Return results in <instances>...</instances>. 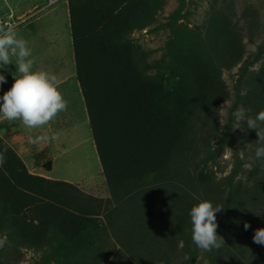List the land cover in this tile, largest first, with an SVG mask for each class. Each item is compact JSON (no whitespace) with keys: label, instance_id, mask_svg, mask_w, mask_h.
I'll return each mask as SVG.
<instances>
[{"label":"trees","instance_id":"1","mask_svg":"<svg viewBox=\"0 0 264 264\" xmlns=\"http://www.w3.org/2000/svg\"><path fill=\"white\" fill-rule=\"evenodd\" d=\"M68 2L77 75L112 197L117 202L130 203L153 189L172 188L167 171L175 155L189 144L196 115L214 109L229 96L222 71L237 66L245 57L240 30L216 0L213 9L217 22L211 36L178 49L179 57L174 63L179 68L178 80L173 89L177 96L168 94L166 110L158 101V95L164 99L166 95H156L153 78L134 62L128 43L122 40L125 27L143 18L145 8L152 10L154 0ZM214 40L220 55L215 61L208 47ZM40 158L46 159L45 154L40 153ZM0 159V230L16 244L35 250L50 248L60 254L72 245L97 242L84 239L85 234H98L103 227L100 213L92 204H96V198L90 197L91 202L85 203L81 193L79 197L73 194L79 192L75 184L31 173L1 136ZM41 165L52 170L49 159ZM255 172L252 185L239 182L230 193L234 208L229 209V214H216L217 234L225 244L210 251L211 264H264V246L252 239L256 229L264 228V169L258 166ZM177 189L166 202L165 217L177 231L185 233L197 199L188 189ZM142 209L141 206L136 225L130 224L131 235L117 234V239L140 264H149L152 249L178 251L180 239L172 232L161 238L156 225H148L149 217ZM236 212L240 218L235 221ZM244 222L251 225L247 231ZM137 230L140 235L135 240L133 232ZM134 241L139 242L136 250L132 249ZM50 258L47 255L36 264H46ZM0 264L5 263L0 260Z\"/></svg>","mask_w":264,"mask_h":264},{"label":"rangeland","instance_id":"2","mask_svg":"<svg viewBox=\"0 0 264 264\" xmlns=\"http://www.w3.org/2000/svg\"><path fill=\"white\" fill-rule=\"evenodd\" d=\"M64 1L45 8L46 0L28 19L49 13ZM215 6L216 0H154L152 10L145 8L144 17L131 22L122 33V40L128 43L134 62L146 75L153 78L156 95L157 92L166 95L165 99L158 95L159 105L164 103L166 110L169 109L166 102L168 94L177 96L173 89L178 80L179 68L174 65L176 57H179L178 49L199 44L211 36L217 22L213 9ZM218 6L240 30L246 54L240 64L222 71L229 96L222 99L214 109L196 115L188 135L189 144L175 155L167 171L174 188L153 189L130 203L115 201L104 176L97 149H93L91 141H80L85 132L83 120L80 119V124L74 131L70 128L71 132L58 136L57 146L65 148V151L56 159L52 139L36 145L28 142L27 134H20V140L6 141L4 138L21 156L31 173L34 167L49 159L54 164V171L50 174L46 172L48 175L55 180L75 184L79 192L75 191L73 194L79 197L78 193H81L80 197L85 203L91 202L88 201L90 197L96 198V204H92L94 210L100 213L103 227L98 234L89 232L84 236V239L90 238L97 242L72 245L60 254L54 253L50 248L35 250L18 245L0 230V238L7 237L5 246L0 249L2 262L36 264L50 255L52 258L46 264H140L129 250L121 247L117 234L124 237L131 235L130 224L136 225L137 214H140L142 206L144 214L149 217L148 225L154 223L161 238L168 237L172 232L180 239L178 251L152 249L154 255L148 257L153 258L149 264H211L210 251H202L193 243L191 224L187 232L182 233L166 219V202L175 190L178 191L177 188H185L197 199L195 205L201 200H208L214 207H223L218 214H229V209L234 208L229 198L230 193L239 182L252 185L255 182V168L260 166L255 158L258 140L256 130H246V122L236 121L233 113L237 109H243L247 116L255 117L264 110V98L260 99L264 97V77L260 78L264 74V0H218ZM22 19L24 18L12 17L10 25L18 26ZM208 47L215 61L220 57L216 40L208 44ZM78 116L81 117V113ZM61 122L64 123L54 121L46 131L34 132L32 135L47 134L51 138ZM40 153H44L46 159H41ZM233 216L235 221L240 218L238 212ZM139 231L133 232L136 233L135 240L140 235ZM145 232L149 234L150 231ZM185 238L188 240L186 247ZM134 244L132 249L136 250L139 242L134 241ZM194 256L195 260L192 262Z\"/></svg>","mask_w":264,"mask_h":264},{"label":"clouds","instance_id":"3","mask_svg":"<svg viewBox=\"0 0 264 264\" xmlns=\"http://www.w3.org/2000/svg\"><path fill=\"white\" fill-rule=\"evenodd\" d=\"M32 51L28 42L18 37L12 25L0 26V69H7L9 65H16L14 83L11 88L0 96V117L14 122L19 121L25 129L30 130L28 142L39 145L51 138L47 134L33 136L31 130L41 129L53 122L59 113L67 110V101L59 90L60 81L55 74L44 70H33L34 61L30 58ZM15 57V62H13ZM7 82L5 75L0 73V86ZM233 116L238 122H246L247 129L256 130L258 140L255 148V158L264 169V110L255 117L247 116L243 109H237ZM221 127L223 120H220ZM240 128V127H236ZM3 160L0 159V164ZM223 207H214L212 202L201 200L190 210L191 231L193 243L202 251L220 249L224 238L217 234V213ZM251 227L244 222L247 231ZM253 242L264 246V228H258L253 235ZM7 242V237L0 238V249Z\"/></svg>","mask_w":264,"mask_h":264},{"label":"crops","instance_id":"4","mask_svg":"<svg viewBox=\"0 0 264 264\" xmlns=\"http://www.w3.org/2000/svg\"><path fill=\"white\" fill-rule=\"evenodd\" d=\"M46 0H0V26L10 23L13 17H23L20 25L13 26L18 37H22L28 42V46L32 51L31 59L34 61L33 70H44L51 74H55L59 81V90L62 92L64 99L67 101V110L59 113L56 122L63 121L58 124L56 131L57 139L54 140L55 159L64 154L65 148L57 146L58 136L65 132L75 130L79 126L80 120H83L85 132L80 141H91L96 148L93 134L90 126L89 115L87 112L84 94L77 75L76 56L74 50L73 34L71 27V16L69 2L65 0L57 5L49 13L32 17V12ZM39 9V8H38ZM52 14V15H51ZM15 62V57H13ZM16 65L13 63L7 69H0V73L5 75L7 82L0 86V96L7 92L14 83L13 73L16 72ZM2 103V102H0ZM81 113V117H79ZM53 121V122H54ZM44 126L41 129L31 130L34 132H44L53 123ZM71 128V129H70ZM68 130V131H67ZM28 129H25L19 121L9 122L0 117V136L8 139L16 140L21 138L20 134L29 135ZM77 135H74L76 137ZM54 159V160H55ZM54 171L52 162V170L47 171L42 165L33 169V174L46 178H52L49 174Z\"/></svg>","mask_w":264,"mask_h":264},{"label":"built area","instance_id":"5","mask_svg":"<svg viewBox=\"0 0 264 264\" xmlns=\"http://www.w3.org/2000/svg\"><path fill=\"white\" fill-rule=\"evenodd\" d=\"M61 0H47V3L45 5V8L55 5ZM7 25H10V23H6Z\"/></svg>","mask_w":264,"mask_h":264}]
</instances>
